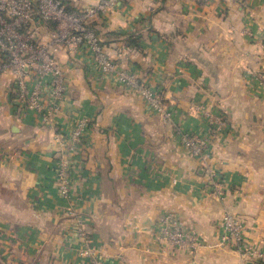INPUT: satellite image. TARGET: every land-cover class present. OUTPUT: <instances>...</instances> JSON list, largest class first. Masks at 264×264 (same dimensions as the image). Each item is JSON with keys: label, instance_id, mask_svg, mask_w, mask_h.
Masks as SVG:
<instances>
[{"label": "crops", "instance_id": "1", "mask_svg": "<svg viewBox=\"0 0 264 264\" xmlns=\"http://www.w3.org/2000/svg\"><path fill=\"white\" fill-rule=\"evenodd\" d=\"M63 1L79 10L98 0ZM94 29L103 51L171 106L173 120L102 74L84 48L58 53L67 93L46 126L16 107L13 74L0 72V264H90L78 253L79 223L102 264H247L218 236L230 213L248 241L264 245V0H124ZM53 33L43 24L40 37ZM82 117L91 125L71 155L64 198L53 136ZM179 130L206 138L209 166L227 182L223 198L209 191ZM163 212L203 239L194 256L161 241Z\"/></svg>", "mask_w": 264, "mask_h": 264}, {"label": "built area", "instance_id": "2", "mask_svg": "<svg viewBox=\"0 0 264 264\" xmlns=\"http://www.w3.org/2000/svg\"><path fill=\"white\" fill-rule=\"evenodd\" d=\"M124 0H98L96 4L79 10L69 8L63 0H0V72L13 74L11 94L18 108L38 115L43 125H49L60 112L67 93V74L58 60L64 48L70 53L79 49L90 52L98 70L112 76L118 83L134 90L162 120L172 122L171 106L159 93L145 84L136 73L120 68L104 51L101 40L93 29L101 15L109 12ZM43 24L54 26L53 38L41 39ZM264 86V81L262 83ZM205 117L214 119L205 111ZM218 123L222 124L220 119ZM91 121L79 118L70 130L56 129L53 140L56 181L59 194H70L71 155L87 135ZM183 146L206 169L210 192L223 198L228 186L225 179L209 166L210 152L204 136L178 131ZM77 228L83 244L78 251L90 264H102L91 246L81 224ZM161 241L174 250L186 251L193 256L205 244L203 239L185 226L172 212H163L157 220ZM218 244L234 249L243 263L264 264V245L251 243L245 237V224L236 215L225 213L222 217Z\"/></svg>", "mask_w": 264, "mask_h": 264}, {"label": "water", "instance_id": "3", "mask_svg": "<svg viewBox=\"0 0 264 264\" xmlns=\"http://www.w3.org/2000/svg\"><path fill=\"white\" fill-rule=\"evenodd\" d=\"M247 264H252L251 262H247Z\"/></svg>", "mask_w": 264, "mask_h": 264}, {"label": "trees", "instance_id": "4", "mask_svg": "<svg viewBox=\"0 0 264 264\" xmlns=\"http://www.w3.org/2000/svg\"><path fill=\"white\" fill-rule=\"evenodd\" d=\"M93 29H94V25H93ZM94 31H95V29H94Z\"/></svg>", "mask_w": 264, "mask_h": 264}]
</instances>
